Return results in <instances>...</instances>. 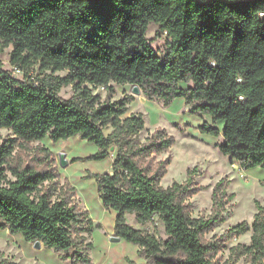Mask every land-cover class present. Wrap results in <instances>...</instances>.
<instances>
[{
	"label": "trees",
	"instance_id": "obj_1",
	"mask_svg": "<svg viewBox=\"0 0 264 264\" xmlns=\"http://www.w3.org/2000/svg\"><path fill=\"white\" fill-rule=\"evenodd\" d=\"M150 22L168 36L163 56L146 37ZM8 45L10 63L24 78L0 64V128L11 130L0 142V228L40 240L63 261L93 264L88 235L102 224L76 202L53 151L32 144L78 135L97 146L86 159L102 160L115 148L110 171L87 177L96 180L104 207L116 212L113 235L135 244L145 264H218L224 242L248 230L249 244L233 245L229 256L264 264V203L255 202L251 223L205 238L226 218L234 196L229 180L214 183L210 214L193 217L186 199L203 188L196 169H187L182 182L160 183L170 158L157 156L174 137L159 126L139 137L145 119L127 114L132 94L102 102L92 93L96 86L114 92L116 83L138 85L146 98L166 104L184 97L190 113L210 116L212 123L199 129L222 134L218 148L230 162L264 168V0H0V49ZM33 64L67 73L35 81L27 74ZM69 83L74 96L63 99L59 89ZM126 213L140 224L157 217L166 238L128 223Z\"/></svg>",
	"mask_w": 264,
	"mask_h": 264
},
{
	"label": "rangeland",
	"instance_id": "obj_2",
	"mask_svg": "<svg viewBox=\"0 0 264 264\" xmlns=\"http://www.w3.org/2000/svg\"><path fill=\"white\" fill-rule=\"evenodd\" d=\"M146 37L150 45L163 56L168 36L160 29L159 24L150 22L146 30ZM11 45L0 49V64L3 69L12 76L22 79L24 72L17 69L10 63L9 53ZM67 70H41L38 64H33L27 74L32 79L53 76H63ZM115 91L96 86L92 87V93H98L102 102H112L129 93L134 96V100L128 104L127 114L130 112H141L145 119V127L139 133V137L144 139L155 127H163L174 137V143L169 151L160 153L157 157H169L167 172L162 177L160 183L168 186L173 180L182 182L186 177L187 169H196L195 182L203 185V188L190 195L186 201L190 205L193 217L207 216L211 212V192L214 183L221 177L229 180L227 191L234 196L223 210L226 215L224 222L216 225L205 234V238L211 239L221 235L225 230L235 224L246 220L252 222L256 212L255 202L264 203V168L254 166L243 169L236 162H230L227 155H224L218 148V144L223 141L222 134L217 136L201 132L199 126L204 122L212 123L208 115H200L189 112V106L185 104L184 97H176L167 104L162 100L148 99L142 93L132 92L131 84L118 85L112 83ZM182 87L187 84L181 83ZM74 86L72 83L63 85L59 89V96L63 99H70L74 96ZM223 121H217L219 128ZM111 127L104 128L108 133ZM11 136V130L7 127L0 128V142ZM43 143L49 147L55 156L58 171L62 179L74 187L75 200L79 206L86 209L88 215L98 221H103L105 228H93L88 237L93 243L90 256L93 264H128L126 257L135 260L137 263L145 264V260L138 256L135 244L124 239L110 240L106 233V228L111 220L113 211L104 210L102 201L97 190V183L94 177H87L89 173H103L108 171L112 161L110 158L102 160L86 159L93 154L97 146L78 135L70 136L66 139H59L55 142L49 138L41 141H32V144ZM65 153L67 164L60 166L58 154ZM79 157L75 161L72 158ZM126 220L135 227L146 229L155 234L159 239H165L166 234L161 221L154 218L153 223H138L133 213H126ZM2 220L0 219V222ZM251 230L230 238L224 242L223 247L215 256L218 264H246V259L241 256L233 261L230 258V248L238 243L249 244ZM0 259H5L12 264H71L70 261L61 260L57 253L51 248L44 246L35 247L33 242L25 240L21 233H10L7 228H0Z\"/></svg>",
	"mask_w": 264,
	"mask_h": 264
},
{
	"label": "crops",
	"instance_id": "obj_3",
	"mask_svg": "<svg viewBox=\"0 0 264 264\" xmlns=\"http://www.w3.org/2000/svg\"><path fill=\"white\" fill-rule=\"evenodd\" d=\"M208 118H210V116L208 115ZM114 155H115V148L113 147V149H110V155L107 157V158H110L111 161H113V158H114ZM111 169V166L109 165V168H108V171H110ZM103 206V209L106 211V210H111L113 211L112 213V217H111V220L110 222L108 223L107 225V230H106V233L108 234V236H111L113 235V225H114V219H115V211L113 209H108L106 207H104V205L102 204ZM94 222H100L102 224V226L105 228V224L103 221H98V220H95L94 218H92ZM122 238H120L119 240H121ZM42 245V243L40 244V246ZM137 248V246H135Z\"/></svg>",
	"mask_w": 264,
	"mask_h": 264
},
{
	"label": "water",
	"instance_id": "obj_4",
	"mask_svg": "<svg viewBox=\"0 0 264 264\" xmlns=\"http://www.w3.org/2000/svg\"><path fill=\"white\" fill-rule=\"evenodd\" d=\"M132 92L139 94V93H141V89H140V87L138 85H132ZM110 149H113V146H111ZM58 163H59L60 166H65L67 164V160L65 158V153L64 152H60L58 154ZM119 239H120V237L117 236V235H111L110 236V240H112V241L119 240ZM40 244H41L40 240H35L33 242V245L35 247H40Z\"/></svg>",
	"mask_w": 264,
	"mask_h": 264
},
{
	"label": "built area",
	"instance_id": "obj_5",
	"mask_svg": "<svg viewBox=\"0 0 264 264\" xmlns=\"http://www.w3.org/2000/svg\"><path fill=\"white\" fill-rule=\"evenodd\" d=\"M101 87H103V86H101Z\"/></svg>",
	"mask_w": 264,
	"mask_h": 264
}]
</instances>
